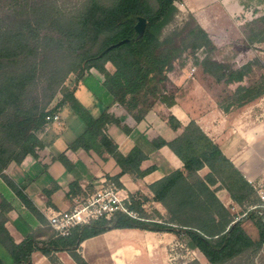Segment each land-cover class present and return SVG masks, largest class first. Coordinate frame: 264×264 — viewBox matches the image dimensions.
<instances>
[{
  "label": "trees",
  "instance_id": "1",
  "mask_svg": "<svg viewBox=\"0 0 264 264\" xmlns=\"http://www.w3.org/2000/svg\"><path fill=\"white\" fill-rule=\"evenodd\" d=\"M180 2L82 0L80 9L72 15L63 11L57 0H0V177L41 223L47 224L45 217L6 170L12 163L21 165L27 157H37L45 147L38 134L51 123L47 117L64 109L85 125L84 132L68 149L94 152L105 161L113 159L121 172L109 179L120 188L122 176L144 178L156 170V166L142 169L148 157L140 148H133L127 155L120 152L108 134L114 123L109 106L94 116L78 98L79 84L92 69L102 75L103 86L114 103L134 113L138 120L157 102L168 107L176 104L175 91H168V74L181 60L182 68L190 61L214 83L224 82L229 90L217 101L225 113L264 97V75L257 78L254 74L260 63L235 68L217 61L213 40L192 14L182 26L176 25ZM138 17L147 20L140 39L134 29ZM171 26L174 30L166 33ZM244 31L248 46L264 44V16L247 22ZM124 40L130 42L115 46ZM228 84L238 87L232 90ZM169 125L175 131L181 128L174 116L169 118ZM153 145L156 149L168 147L184 166L150 185L152 198L130 195L129 209L139 218L117 212L77 226L65 237L54 231L45 239L30 234L17 244L6 227L13 207L3 200L0 247L5 254L0 255V264H33V254L38 252L52 264H63L58 254L64 252L76 264H89L80 253L82 244L113 230L185 236L209 264H228L263 249L261 210L251 211L233 223L232 213L217 196L219 189H225L239 207L257 206L260 200L255 186L195 120L175 139L159 138ZM58 160L69 166L64 154ZM204 169L208 173L202 175ZM70 187L72 193L81 191L77 182ZM54 192L48 191V198ZM150 202L162 204L167 215L147 210L145 205ZM248 221L256 226L257 238L245 230Z\"/></svg>",
  "mask_w": 264,
  "mask_h": 264
},
{
  "label": "crops",
  "instance_id": "2",
  "mask_svg": "<svg viewBox=\"0 0 264 264\" xmlns=\"http://www.w3.org/2000/svg\"><path fill=\"white\" fill-rule=\"evenodd\" d=\"M177 5L180 11L192 14L208 33L215 44L217 61L231 64L235 68L258 61L261 67H256L254 74L257 78L264 75V44L248 46L244 31L247 22L264 16V1L181 0ZM94 71L92 69L85 79L90 80L91 103L96 105L97 102L98 107L103 110L110 107L109 114L114 123L108 129L109 136L124 155L135 147L140 148L148 157L142 164V169L156 166V170L144 178H134L128 174L120 178L122 190L129 196L145 195L152 198L150 185L183 169L182 161L168 147L156 149L153 142L159 138L166 141L175 139L192 120L220 146L225 156L244 174L248 182L258 184L264 181V97L246 107L225 113L218 106L217 98L210 88L205 85V81L214 83L209 76L202 74L199 68L197 73L190 76V71L175 65L168 78L175 86L176 104L168 107L157 102L138 120L134 113H129L122 105L114 103L113 97L103 86L102 75ZM221 84L224 85V82ZM228 86L232 90L238 87L237 84ZM59 115L62 118V114ZM171 116L181 124L177 131L169 125ZM63 121L62 118V123L56 124L61 126ZM46 134L47 129L38 134L45 147L38 151L37 157L29 156L21 165L12 163L6 170V174L24 189L38 212L45 217L46 225L26 208L0 177V205L6 200L13 207L8 214L6 227L17 244L30 234H37L40 239L47 238L53 231L48 225V216L54 212L69 210L77 199L121 172L113 159L105 161L94 152L69 150L68 145L77 138L67 142L62 147V152L55 151L51 146L53 140L50 141L51 138ZM45 136L47 140L44 139ZM62 154L69 166L58 160ZM200 173L204 175L208 173V169ZM74 182L80 186L79 193L71 191L70 185ZM52 189L55 192L48 198L46 193ZM217 196L226 208L234 203L225 189H219ZM145 208L149 211L155 209L161 216L167 215L160 203L150 202ZM122 233L128 236L160 235L161 239L156 249L154 245L150 248L142 242L134 243L125 238L116 241V235ZM175 241L176 236L168 233L113 230L85 241L80 253L89 264H116L114 260L118 253L122 254L120 259L129 262L140 259L143 252L151 256L153 251H162L163 244L167 247ZM4 254L0 247V255ZM58 257L63 264H76L66 252L59 253ZM33 264L52 263L38 252L33 254Z\"/></svg>",
  "mask_w": 264,
  "mask_h": 264
},
{
  "label": "rangeland",
  "instance_id": "3",
  "mask_svg": "<svg viewBox=\"0 0 264 264\" xmlns=\"http://www.w3.org/2000/svg\"><path fill=\"white\" fill-rule=\"evenodd\" d=\"M82 0H57V4L62 8L63 11H65L67 14L74 15L81 6ZM188 13L182 12L181 15L178 18L177 26H182L187 20H188ZM175 26H171L166 33H169L170 31L174 30ZM188 55V54H187ZM186 56L183 57V59ZM182 61H179L176 63V66L179 68L181 67ZM190 62V61H189ZM189 62H187V66L182 68L185 69L187 72H191V69L193 68V65H191ZM108 69L112 70V66L110 64L107 65ZM198 70V67H196ZM196 70V73H197ZM94 71V69H93ZM95 72V71H94ZM93 72V73H94ZM186 72V74H188ZM75 76H71L70 79H73ZM88 79H84L79 84V89L77 91L78 98L82 102V104L94 115L98 116L103 112V109H100L98 107V103L94 105L92 104V98L90 91L91 86L89 85ZM69 83V82H68ZM205 85L210 88L213 95L218 97H223L224 94L229 90L227 86L223 84H217V83H208L205 81ZM168 91H174L175 86L172 83H167ZM177 90V89H176ZM264 112V111H263ZM62 118L64 119L63 124L59 126L58 124L62 123V118L60 117V123H50L46 129H47V136L51 138L50 141L53 140L52 147L55 151L62 152V147L65 146L67 142L73 141L76 138H78L85 130L84 123L76 116H74L72 113H70L67 109H64L61 113ZM47 140V137L44 138ZM55 140V141H54ZM243 209V208H242ZM230 210V209H229ZM231 212V211H230ZM232 213V212H231ZM244 228L247 231V233L252 236L253 238H257L258 231L256 226L253 224V222L248 221L244 224ZM124 236H127L124 237ZM128 239L131 242H142L146 245H148L150 248L154 245V247L158 248V241L161 239L160 235H139V236H128L125 234H117L116 235V241H120L122 239ZM166 244H163V247H161L162 251L160 249L157 251H153L152 255L149 256V254L144 253L141 256L140 259L134 260L132 259L129 262H125L124 260L120 259L121 253H118L116 255V259L114 260L116 264H193V263H199V264H209L205 257L196 249L192 248V246L189 243V240L185 236L176 237V241L165 247ZM228 264H264V247L263 249L255 254L254 256H244L237 258L234 261H231Z\"/></svg>",
  "mask_w": 264,
  "mask_h": 264
},
{
  "label": "built area",
  "instance_id": "4",
  "mask_svg": "<svg viewBox=\"0 0 264 264\" xmlns=\"http://www.w3.org/2000/svg\"><path fill=\"white\" fill-rule=\"evenodd\" d=\"M196 68L193 67L190 76H193ZM51 123H60V115L47 117ZM260 200L257 206L241 208L237 204H231L228 209L232 212L236 223L246 217L249 212L260 209L264 217V181L254 184ZM130 196L120 188L116 182L108 179L100 183L94 191L76 200L75 205L69 210L54 212L48 216V225L58 236H68L71 230L77 226L89 224L101 217H110L117 212L127 213L133 218H139V214L129 209ZM146 206V205H145Z\"/></svg>",
  "mask_w": 264,
  "mask_h": 264
},
{
  "label": "water",
  "instance_id": "5",
  "mask_svg": "<svg viewBox=\"0 0 264 264\" xmlns=\"http://www.w3.org/2000/svg\"><path fill=\"white\" fill-rule=\"evenodd\" d=\"M146 27H147V20L143 17H138L137 22L134 26L135 32L137 34V39H140L144 35ZM127 42H130V40L121 41L118 44H116L115 46H121Z\"/></svg>",
  "mask_w": 264,
  "mask_h": 264
}]
</instances>
